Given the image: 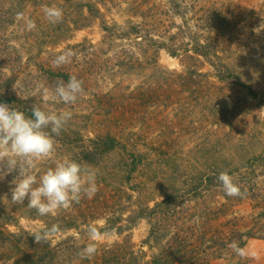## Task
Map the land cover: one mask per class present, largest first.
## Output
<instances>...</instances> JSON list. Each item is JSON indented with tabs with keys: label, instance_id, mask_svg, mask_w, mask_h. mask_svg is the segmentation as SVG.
I'll return each instance as SVG.
<instances>
[{
	"label": "rangeland",
	"instance_id": "obj_1",
	"mask_svg": "<svg viewBox=\"0 0 264 264\" xmlns=\"http://www.w3.org/2000/svg\"><path fill=\"white\" fill-rule=\"evenodd\" d=\"M21 1L18 0V3ZM85 1L50 0L44 3L62 8L61 21L66 18L60 25V32L54 35L51 31L56 25L46 19L42 7L39 10L36 6L24 10L19 6L0 10V81H5L11 91L30 92L31 97L43 104L46 111L70 110L73 115L66 126L73 129L70 135L75 145L81 144L77 134L80 129L90 131L89 134L87 131L83 133L88 143L97 129H103L100 126L106 120L103 117L111 111L109 104L101 98L106 92L128 93L114 101L111 117H138L136 126L127 132V137L124 135L145 153L138 172L130 175L120 167L121 152L97 159L98 166L92 168L97 173L98 187L94 197H85L79 203L55 213L68 212L79 217L85 213L87 225L110 227L106 229L108 235L96 241L100 247L126 246V249L131 248L136 253L140 249L149 252L144 241L152 224L156 226L159 223L166 228L161 229L160 234L169 235L178 229L185 231L188 227L201 232L204 223L207 229L212 227L215 230L227 218L228 228L246 223L255 232L257 237L247 241L243 255L248 264H264V163L253 168L244 166L253 156L264 159V29L255 31L264 28V0L195 2L198 9H229L234 12L233 21L229 24L231 28L224 32L228 46L225 61L253 85L259 97L253 100L234 83L219 84L216 79L204 77L208 84L200 95L195 94L198 98L194 101L188 100V93L182 92L179 85L187 76L183 64L164 49L159 51L157 58V67L161 71L152 69L153 65L146 62L129 73L117 67L109 70V63L102 52L96 51L101 40L98 22L89 23L86 14L77 13L76 5ZM165 4L174 10L188 5L180 1ZM123 9L116 6L108 13L109 19L121 23L125 18ZM21 12L25 18L35 21L34 30H26L24 21L17 20V13ZM180 21L177 19L178 23ZM76 23L79 29H75ZM181 29L187 30V25L183 24ZM89 43L93 49H90ZM68 49L75 52L71 63L56 67L53 60ZM100 49L105 51L106 46L101 44ZM207 71V68L202 69L203 73ZM67 74L75 75L83 82L84 93L77 101L65 105L45 98L41 86L54 90L59 81L67 82ZM144 87L151 88L156 94L146 112L138 105L139 93ZM124 98L129 103L127 107L123 106ZM64 156L68 155L56 142L52 156L34 161L33 166H29L27 161H19V167H27L39 178L49 167L55 166L56 159ZM235 168L249 177L246 183H239L234 175L241 191L246 193L243 202L234 200L230 210L220 206L228 196L219 186L212 187L204 200L196 199L195 185L198 183L187 181L195 173L212 177L218 171H235ZM16 182L11 173L0 179V202L11 201ZM166 197L169 201L163 206L168 215L166 219L170 221L155 219L151 222L152 217L138 218L136 211L140 215H149L148 207ZM22 226L34 230L38 225L23 220ZM64 236L61 234L54 240L59 241ZM224 254L223 258H210L211 264H227L236 253L230 250Z\"/></svg>",
	"mask_w": 264,
	"mask_h": 264
},
{
	"label": "trees",
	"instance_id": "obj_2",
	"mask_svg": "<svg viewBox=\"0 0 264 264\" xmlns=\"http://www.w3.org/2000/svg\"><path fill=\"white\" fill-rule=\"evenodd\" d=\"M168 1L186 2L188 5L184 9L174 10L165 4ZM45 2H50V0H22L20 3L18 0L8 3L5 0H0V10H9L18 6L23 10L36 6L39 10ZM195 2L207 3L205 0H86L78 3L76 10L79 15L86 14L85 18L89 20V23L91 21L98 22L101 40L97 45L99 49L96 51L102 52L106 62L109 63L107 66L109 70L117 67L123 68L126 73H129L128 71L134 70L136 66L138 69L141 68L143 62H146L148 65H153L152 69L161 71L157 67V58L159 51L164 49L171 56L180 59L183 64L187 76L182 78L179 85L182 92L188 93L189 101L196 100L198 96L195 94L200 95L203 87L208 84L204 81V77L216 79L219 84L234 83L248 97L253 100L258 99L259 94L253 85L244 80L235 68L225 61L228 46L224 32L231 28L229 24L233 21L232 13L234 12L229 9H227L228 11L198 9ZM116 6L117 9L124 8L122 13L125 18L121 23L109 19L108 13L115 10ZM65 19L60 21L61 23H55L56 26L51 31L52 35L60 32V25L62 22L64 23ZM177 19L181 21L178 23ZM222 19L223 24L221 23ZM11 22L10 19L9 23ZM183 24L187 25V30L181 29ZM75 26V29L80 27L77 23ZM216 30L217 34H215ZM101 44L106 46L105 51L100 49ZM90 49H93L91 44ZM203 68H207L208 71L203 73ZM21 75L22 73L19 74V76ZM66 76L69 79L71 74ZM211 85L214 86L212 81ZM124 89L128 91V89ZM154 93L151 88L145 87L140 91L138 105L142 106L144 112L148 110V106L156 97ZM127 95L128 93L123 91H110L102 94V100L109 104L111 111H108V115L103 117V119L106 118L100 125L103 129H97L94 137L89 139V143L84 139L86 137L83 136V133L87 131L89 134L90 131L80 129L79 133L82 134V137L78 132L77 134L81 144L75 145V142L71 140L72 135H70L73 129L65 126L62 135L55 137L58 146L70 158L91 168L98 166L99 162L97 163L95 160L121 152L120 167L130 175L136 174L139 166L143 164L145 153L136 146V143L125 137H127V132L136 126L138 117L121 115L114 119L110 115L115 106L114 101H118L120 96ZM31 96L33 95L28 91H11L5 85V81H0V102L7 104L10 108L23 111L26 116H31L33 106H39L46 110L43 104L37 103ZM128 104L124 98L123 106L127 107ZM96 122L100 124V121L96 120ZM124 135L126 136L124 137ZM263 163V158L253 156L245 162L244 166L253 168ZM20 169L18 161L17 168L9 172L14 176V180L18 177ZM0 170H7L6 160L0 161ZM221 172L223 171H218L212 177L211 175L200 176L195 173L187 180L198 183L195 185L197 200H204L208 191L214 186L222 188L217 179ZM242 172L239 168H235V171H228L233 177L236 175L235 178L239 183H246L245 181L249 177L245 175V172ZM9 173L6 175L9 176ZM201 188L202 190L198 191ZM234 200L244 201L241 197L228 196L220 206L228 207L230 210ZM167 201H169L168 197L152 207H148L149 215H143V213L140 215L137 211L135 213L138 218L152 217L151 222L155 219L160 222L170 221V219H166L168 215L165 213L166 207L163 206ZM27 205V198L21 205H11L9 201L0 202V264H211L210 258H223L225 252L232 250L229 247L232 241H240V246L244 248L249 239L257 237L246 223L228 228L227 218L215 230H212V227L207 229V225L204 223L201 232L197 228L188 227L185 231L178 229L169 235L160 234V230L166 228L161 227L158 223L156 226L152 224V229L144 241L149 252L140 249L139 253H136L131 248L126 249V246L118 245L112 248L100 247L96 243L97 252L91 258L81 259L78 253L84 246L92 242L85 228L87 215L83 213L79 217L78 214L68 212L63 214L53 212L46 216H40L35 209H30ZM208 214L205 213V215ZM23 220L36 223L38 226L34 230L27 229L22 226ZM57 223L61 227V231L57 235L45 243H36L34 236L37 232ZM95 227L102 233L110 228L108 225L106 227L95 225ZM211 233L214 236H211ZM61 234L65 236L59 241H55L54 238ZM207 236L210 237L208 240ZM248 263L249 261L244 255L235 254L227 264Z\"/></svg>",
	"mask_w": 264,
	"mask_h": 264
},
{
	"label": "clouds",
	"instance_id": "obj_3",
	"mask_svg": "<svg viewBox=\"0 0 264 264\" xmlns=\"http://www.w3.org/2000/svg\"><path fill=\"white\" fill-rule=\"evenodd\" d=\"M43 13L50 23H58L63 18V9L52 5L42 6ZM17 20H23L25 28L32 31L36 23L24 14L17 13ZM258 28L255 31L259 32ZM75 52L71 49L63 51L53 60L56 67L71 63ZM45 98L63 102L65 105L74 104L78 97L84 93L83 82L75 75L70 76L67 82L59 81L54 90L41 86ZM70 110L46 111L39 106H33L31 116L23 111L10 108L0 102V161L6 160L7 170H0V179L17 168L18 161H27L29 166L33 162L52 156L55 151L56 136L61 134L69 120L72 119ZM97 173L88 165H82L64 156L55 160V166L49 167L42 175L28 171L22 167L11 193V205H21L28 199L27 207L35 209L38 215L46 216L60 209H66L81 199L94 197L98 191L96 184ZM218 181L227 196L243 198L246 193L241 191L235 178L227 171L221 172ZM86 232L90 243L84 246L78 255L81 259L91 258L97 252L96 241L107 236L94 225H86ZM61 231L60 225L53 224L37 232L34 236L36 243H45ZM229 247L238 255H243L245 249L240 241H232Z\"/></svg>",
	"mask_w": 264,
	"mask_h": 264
}]
</instances>
